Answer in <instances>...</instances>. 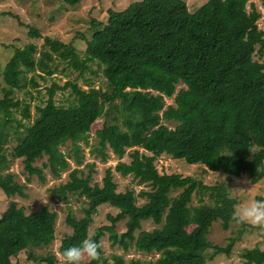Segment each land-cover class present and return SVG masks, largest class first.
Instances as JSON below:
<instances>
[{
  "label": "trees",
  "instance_id": "obj_1",
  "mask_svg": "<svg viewBox=\"0 0 264 264\" xmlns=\"http://www.w3.org/2000/svg\"><path fill=\"white\" fill-rule=\"evenodd\" d=\"M246 1L205 0L189 10L184 0H132L122 9L108 8L104 20L91 18V34H81L82 56L71 41L49 36L38 48L32 41L13 48L0 68V189L6 195H26L25 184L15 180L12 171H3L14 158L22 161L26 181L33 173L43 180V166L58 175L70 158L74 165L68 178L51 186L49 194L65 202L70 196L82 197L83 205L81 216L70 211L64 216L70 231L59 239L57 259L52 253L28 249L54 239L56 212L46 204L24 212L9 200L0 212V264H16L10 256L24 249L31 259L60 264L64 249L85 238L100 241L104 230L110 244L122 250L131 246L158 253L153 259L129 258L126 263L121 254L113 253L110 260L102 257L106 264H206L214 252H229L238 233L228 236L224 245L206 237L213 221L219 220L222 228L233 221L236 202L224 183L159 172L154 160L166 153L225 175L245 173L251 181L263 175L264 29L257 26L254 3L249 1L246 8ZM260 2L264 5V0ZM27 32L39 35L32 25ZM88 62L102 74V86L92 85L83 75L87 70L97 72ZM58 65L69 76L61 84L50 81L46 97L41 105H34L36 114L28 121L29 103L14 96V90L26 83L36 85L35 76L45 79ZM79 77L85 87L76 82ZM178 81L183 86L174 91ZM55 89H68L70 101L56 103ZM169 96L172 103L165 104L164 97ZM97 118L102 122L92 134L89 152L102 161L106 149L117 157L112 168H104L100 183L91 182L93 161L84 163L86 171L79 166L84 155L79 143H88L90 123ZM162 120L174 123L170 126ZM9 138L15 139L10 149ZM61 144L65 150L59 148ZM125 152L127 161L122 159ZM42 156L40 165L33 164ZM112 170L121 176L130 174L147 188L136 194L129 187L116 190ZM173 190L178 191L170 194ZM192 193L199 202L190 203ZM203 193L208 199L203 200ZM136 196L144 201L136 204ZM101 203L121 212L107 213L109 223L88 233ZM120 216L124 228L117 232L114 222ZM146 219L155 225L141 228ZM188 224H193L189 230ZM240 255L246 264H264V250L256 245L244 247Z\"/></svg>",
  "mask_w": 264,
  "mask_h": 264
},
{
  "label": "rangeland",
  "instance_id": "obj_2",
  "mask_svg": "<svg viewBox=\"0 0 264 264\" xmlns=\"http://www.w3.org/2000/svg\"><path fill=\"white\" fill-rule=\"evenodd\" d=\"M132 0H78L75 4H67L63 0H0V68L10 56L15 46H21L25 42L32 41L36 47L42 46V40L44 36L55 37L63 41H71L78 51L80 56L84 50L85 41L82 39V35L89 36L91 30L89 25L91 18L95 20H104L106 18L108 8L119 10L122 9L127 3ZM189 10H194L198 5L205 0H184ZM249 1H252L259 12V16L256 19L257 26L264 29V5L260 0H247L246 8H248ZM32 25L36 27L39 35L30 36L28 34V26ZM256 58V53L253 54ZM91 69L97 70L96 73H90L88 70L84 71L83 75L91 79V84L94 86H102L103 77L99 69L92 62H88ZM58 69L54 70L50 76L45 79L35 76L37 84L31 86L29 83L25 84L24 88L16 89L13 95L18 98H23L29 103L30 116L28 121H31L32 117L36 114L34 105H41L43 102L41 99L46 97L45 87L51 80L61 84L69 75H63ZM30 72H27V76ZM74 74V73H73ZM76 82L82 87H85L81 78H77ZM183 86L181 81L175 83L174 91L178 87ZM25 87L29 89L25 92ZM53 98L56 103L67 104L70 101V95L68 89H55ZM165 104L172 103V96L164 97ZM19 116V113H15ZM164 121L166 124L172 126L173 121ZM102 119L97 118L90 123L88 143L84 144L80 142V147L83 149V160L79 166H82L83 171H86L87 165L85 162L93 161V172L91 177L92 181L100 183L101 176L106 166L113 167L117 160L115 154L109 149H106L108 155L102 161L97 156H93L89 152L88 144L94 143V137L92 134L96 128L101 126ZM15 143V139L9 138L7 141V148L10 149ZM60 149L65 150V145L61 144ZM122 159L127 161L129 156L125 152ZM44 160V156L37 158L33 164L40 165ZM155 166L159 172H178L182 175L190 174L196 175L201 178L203 183L212 184L215 182H223L228 196L235 199V207L250 202L254 199L264 198V173L255 181H251L249 176L245 173L235 175H225L221 171H214L205 168L201 163H187L181 158L171 157L169 154L161 153L154 160ZM22 161L20 158H14L9 161L8 168L3 170H9L13 172V178L19 182H23L25 185L23 191L25 196L6 195L0 189V212L5 209L9 200H14L17 205L23 207L24 212L36 209L43 204L48 205V208L56 212L54 222V239L46 245L32 246L28 249L37 254H49L52 253L58 259L59 255L56 251L59 239L70 231V227L65 223L64 216L67 211H70L74 216H81L82 197L70 196L65 202L58 199H53L49 194V188L58 183L64 182L68 176L67 172L74 165L72 160L68 158V167L59 171L58 175L50 173L47 166L41 167L43 180H40L38 176L33 173L29 176V180H25L26 171L23 169ZM264 172V168H263ZM113 179L116 182V190H123L127 187L133 188L134 193L142 187L147 188L143 183H138L135 178H132L130 174L121 176L114 170H112ZM179 190V189H178ZM178 190L170 191V194H175ZM203 200L208 199L207 194H202ZM144 201L141 196H136V204H140ZM45 202V203H44ZM199 202L197 194L192 193L190 203L195 204ZM120 210L108 203H101L97 205L95 214L92 221L88 226V233H91L93 228L99 224H108L109 220L106 218V214L119 215ZM123 217H119L114 222V229L119 232L124 228ZM155 224L150 220H142L141 228L150 229ZM193 224L186 225V229L189 230ZM241 224L235 221H230L227 228H222L219 220H215L211 223L208 232L206 234L207 239L214 244L224 245L227 242V237L235 235L238 236L234 239L232 246L228 253L224 251H218L207 257L206 264H246L244 258L240 255V252L244 247H251L253 245L258 246L264 250V230L254 228L250 225H245L239 229ZM239 230H241L239 232ZM100 241L104 242V249L102 251L101 259L99 261H92L95 264H106L102 262V257L108 258L109 255L116 253L121 254L124 263L129 258H155L157 252H144L141 250L128 247L122 250L116 244H110V240L107 236V231L104 230L100 235ZM211 248L208 249L210 253ZM11 260L16 261V264H45L43 261H36L27 256V249L19 251L15 256H10Z\"/></svg>",
  "mask_w": 264,
  "mask_h": 264
},
{
  "label": "clouds",
  "instance_id": "obj_3",
  "mask_svg": "<svg viewBox=\"0 0 264 264\" xmlns=\"http://www.w3.org/2000/svg\"><path fill=\"white\" fill-rule=\"evenodd\" d=\"M231 218L238 224L264 229V198L234 207ZM103 249V241L85 238L79 245H72L61 252L60 264H91L101 259Z\"/></svg>",
  "mask_w": 264,
  "mask_h": 264
}]
</instances>
